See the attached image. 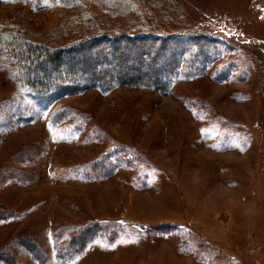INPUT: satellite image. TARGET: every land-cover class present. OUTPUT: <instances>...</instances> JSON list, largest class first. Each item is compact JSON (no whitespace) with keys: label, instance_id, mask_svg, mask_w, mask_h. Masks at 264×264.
<instances>
[{"label":"rangeland","instance_id":"374dc122","mask_svg":"<svg viewBox=\"0 0 264 264\" xmlns=\"http://www.w3.org/2000/svg\"><path fill=\"white\" fill-rule=\"evenodd\" d=\"M17 31L214 42L166 93L53 110L0 56V264H264V0H0V44Z\"/></svg>","mask_w":264,"mask_h":264},{"label":"trees","instance_id":"16d2710c","mask_svg":"<svg viewBox=\"0 0 264 264\" xmlns=\"http://www.w3.org/2000/svg\"><path fill=\"white\" fill-rule=\"evenodd\" d=\"M16 35L0 44V56L9 60L10 70L16 72L13 80L27 90L29 103L48 110L65 97L93 88L108 91L129 85L166 93L180 66L209 57L214 42L203 36L143 32L95 34L70 46L52 48L24 35L23 40L19 31Z\"/></svg>","mask_w":264,"mask_h":264}]
</instances>
